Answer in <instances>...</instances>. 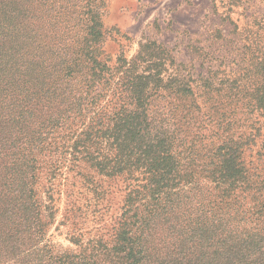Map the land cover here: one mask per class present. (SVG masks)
Wrapping results in <instances>:
<instances>
[{"label":"trees","instance_id":"obj_1","mask_svg":"<svg viewBox=\"0 0 264 264\" xmlns=\"http://www.w3.org/2000/svg\"><path fill=\"white\" fill-rule=\"evenodd\" d=\"M43 2L0 0V133L8 134L0 135V264H264V183L251 182L244 159L261 134L264 48L245 45L254 79H219L208 67L195 85L190 75L165 76L160 45H148L143 69L139 54L114 66L99 60L92 41L104 34L83 38L68 23L58 31L36 8ZM108 95L115 105L105 111ZM186 100L216 129L209 160L195 143L202 137L188 142L180 129L175 104ZM237 108L256 133L237 135ZM59 130L61 147L52 143ZM48 148L109 178L143 175L125 196L116 246L77 242L72 253L46 234L57 211L40 189ZM48 168L47 178L59 174V165Z\"/></svg>","mask_w":264,"mask_h":264},{"label":"rangeland","instance_id":"obj_2","mask_svg":"<svg viewBox=\"0 0 264 264\" xmlns=\"http://www.w3.org/2000/svg\"><path fill=\"white\" fill-rule=\"evenodd\" d=\"M36 8L42 10L53 25L56 24L58 31H63L64 23H68L65 27L74 32L80 30L83 38L90 32L101 31L104 37L92 42L102 46L99 60L113 66L119 59L140 58L139 54L147 61L142 63L143 69L148 65V45H160L170 55L168 57L163 51L159 56L163 61L170 58L165 76L190 75L196 79L192 82L195 85L200 74L207 76L208 67L219 79L241 78L244 82L250 77L254 79L255 70L247 71L248 62L243 61L247 59L245 45L257 41L264 48V0H45ZM218 30H222V37ZM115 99L108 95L99 105L108 111L115 105ZM197 102L186 100L175 104L180 110L179 125L180 129L186 130L188 142L202 137L195 143L199 144L201 160H209L215 153L209 144L216 140V129L202 118V113H198ZM255 117L261 134L244 159L251 182L256 185L260 181L263 185L264 114ZM231 119L237 120L234 128L237 135L256 133L249 126L255 120L251 117L248 122L243 110L233 109ZM65 133V130H59L52 143L61 147ZM107 149L108 146L104 148V154ZM50 151L48 148L39 159L45 173L40 185L44 204H55L57 209L55 218L46 226V234L72 253L80 249L77 242L88 250L100 242L109 248L116 246L125 196L143 182L140 180L143 175L135 170L134 174L124 171L117 178H109L83 159L75 161L70 155L59 156ZM51 163L60 166L59 174L53 179L47 178L50 176L46 171ZM47 189L52 198L46 193ZM47 219L45 216L44 220Z\"/></svg>","mask_w":264,"mask_h":264}]
</instances>
